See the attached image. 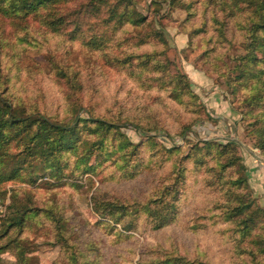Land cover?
<instances>
[{"label": "rangeland", "instance_id": "obj_1", "mask_svg": "<svg viewBox=\"0 0 264 264\" xmlns=\"http://www.w3.org/2000/svg\"><path fill=\"white\" fill-rule=\"evenodd\" d=\"M40 12L0 15V92L60 122L82 107L120 127L81 121L59 171L38 157L16 177L2 165L0 217L28 210L0 240L22 250L2 260L264 264V0H66Z\"/></svg>", "mask_w": 264, "mask_h": 264}, {"label": "trees", "instance_id": "obj_2", "mask_svg": "<svg viewBox=\"0 0 264 264\" xmlns=\"http://www.w3.org/2000/svg\"><path fill=\"white\" fill-rule=\"evenodd\" d=\"M65 1L0 0V15H6L13 20L20 21L31 15L38 16L42 9H52L57 7L60 2ZM128 15L130 13H127L126 16L132 17V15ZM132 21L135 24H142L146 21V17L136 14ZM82 112H85L84 109L78 107L69 121L60 122L38 109L16 106L12 100L0 92V170L2 165H7V160H9L11 161L10 175L12 177L19 176L23 169L31 168L33 161L38 157L44 167H55L56 171H59L61 169L60 159L74 146L81 121L88 123L89 125L86 127L94 129V132L95 129L109 130L120 127L90 113L84 115ZM132 126L138 133L149 132L148 129H144L138 124L133 123ZM183 132L181 133L183 134ZM159 133L157 135L161 138L168 135L163 130ZM14 138H17L16 145L20 146V149L18 152L12 153L9 152V147ZM114 208L124 211L122 206L117 205ZM26 211L28 210L21 205H13L12 208L9 207L8 212L0 217V240L6 237L11 229L23 227ZM169 216L172 217V212ZM55 222H59V220L56 219ZM22 243H24L23 240L9 239L4 244H0V255L7 247L22 250ZM14 253L16 255L14 262H5L0 256V264H26L27 261L23 256L19 257L16 252ZM74 257L77 259L76 255Z\"/></svg>", "mask_w": 264, "mask_h": 264}]
</instances>
